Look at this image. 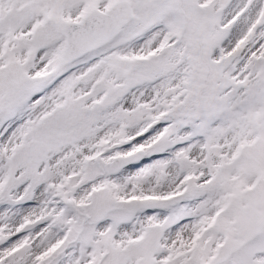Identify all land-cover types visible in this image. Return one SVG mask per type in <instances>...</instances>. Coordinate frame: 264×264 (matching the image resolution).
I'll return each instance as SVG.
<instances>
[{
	"label": "snow or ice",
	"instance_id": "snow-or-ice-1",
	"mask_svg": "<svg viewBox=\"0 0 264 264\" xmlns=\"http://www.w3.org/2000/svg\"><path fill=\"white\" fill-rule=\"evenodd\" d=\"M0 264H264V0H0Z\"/></svg>",
	"mask_w": 264,
	"mask_h": 264
}]
</instances>
